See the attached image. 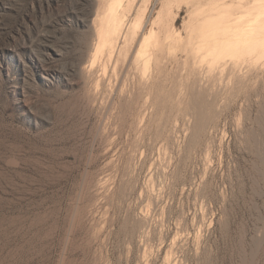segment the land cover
Listing matches in <instances>:
<instances>
[{"label": "rangeland", "instance_id": "rangeland-1", "mask_svg": "<svg viewBox=\"0 0 264 264\" xmlns=\"http://www.w3.org/2000/svg\"><path fill=\"white\" fill-rule=\"evenodd\" d=\"M100 1L0 0V264H264V51L205 84L185 51L210 7L125 0L159 44L108 90L81 72Z\"/></svg>", "mask_w": 264, "mask_h": 264}, {"label": "bare ground", "instance_id": "bare-ground-1", "mask_svg": "<svg viewBox=\"0 0 264 264\" xmlns=\"http://www.w3.org/2000/svg\"><path fill=\"white\" fill-rule=\"evenodd\" d=\"M125 0H101L100 4H101V8L100 10L97 12V14L95 15V18L93 20V24L95 26L94 28V33L92 32V43L89 45L90 47V51L89 53V58H88V64L87 66H83L82 67V71L84 73V78L87 79L88 81L91 82H96L97 79L102 80V82L105 83L106 87L108 88V90H112L113 86H112V81L114 79L117 80V78H113L114 75L120 72L121 74L124 73L125 69V63L124 62V57L125 54L124 52L127 51L128 54H130L131 52V56L133 54V58H131L130 61H132L134 64H137L136 67H138V65H144L145 67H150V60L149 58H144V56H146V54L148 53L147 49L150 46L151 42L150 38H149V31H148V27L146 26V21L145 20H141L138 24H133V23H129L126 21L125 19V4H124ZM249 0H198L196 5L198 6V8H206V7H210L208 9V11L212 12L211 15H206L205 13V17H204V21L205 22H209L210 25H206L205 26V30H203V33L200 35H196L195 34V30L194 27L191 26L190 28V32H189V38L191 40V43H189V46L186 45V47L188 46V49L186 52H188V54H186V59H187V63L191 64L190 69L192 67L191 70H193L192 72L197 74L198 78H200V80L202 82H205V84H210L212 83L213 79H214V75L216 77H220L222 78V74L220 73L218 76L215 74L217 73L216 71H219L222 73H226L225 70H222L220 68L221 63L223 64L224 62H222V60H224L223 58L225 56H230L232 58H239V57H244L245 59H251L252 57H255V59L257 58V53L264 51V0H253L251 3L248 2ZM212 6V7H211ZM136 8V7H135ZM134 8V9H135ZM235 10L239 11L240 15H241V20H247L246 21V26L243 28H240L239 26V20L235 19L232 20L230 18H227L229 16H231V11ZM147 11V9H146ZM209 12V14H210ZM233 12V13H234ZM236 14V13H235ZM234 15V14H232ZM129 16V15H128ZM150 16V15H149ZM131 17V16H130ZM232 17V16H231ZM203 17H201L202 19ZM235 18V17H234ZM240 18V17H239ZM200 19V20H201ZM194 20V19H193ZM203 21V20H202ZM192 23V22H191ZM190 23V24H191ZM190 27V26H189ZM199 27V26H198ZM204 28V27H203ZM192 29V30H191ZM198 30V28H197ZM188 32V31H187ZM198 33V32H196ZM199 34V33H198ZM186 38V37H185ZM188 38V37H187ZM163 40V39H162ZM124 42V47H121V42ZM180 41V34H175L170 28H166L164 31V40L162 42V46L164 45L166 47V45H169L172 49V45L176 42L179 43ZM159 44V42H157V40L154 42H152V45L157 46ZM181 44V43H180ZM183 44V43H182ZM185 44V43H184ZM161 46V45H160ZM183 46V45H182ZM180 47V46H179ZM158 48V47H157ZM185 49V50H186ZM137 50L138 55L139 56H135L134 53ZM165 50V48H164ZM182 50V49H181ZM166 51V50H165ZM169 51V50H168ZM179 51V50H178ZM161 52V51H160ZM182 52V51H181ZM153 53V52H152ZM156 53V52H155ZM163 53V52H162ZM177 53V52H176ZM264 53V52H262ZM161 54V53H159ZM164 54V53H163ZM171 54V52H170ZM170 54H168V56L170 57ZM182 54V53H181ZM260 54V53H259ZM137 55V54H136ZM151 55V53H150ZM156 55V54H155ZM173 55V54H172ZM264 55V54H263ZM263 55L261 56V54L259 55L260 57H263ZM153 56V55H152ZM151 56V57H152ZM161 56V55H160ZM163 56V55H162ZM143 57V58H142ZM150 57V56H148ZM156 57V56H155ZM173 57V56H172ZM157 58V57H156ZM159 58V57H158ZM164 58V57H163ZM162 58V59H163ZM231 58V59H232ZM128 59V58H126ZM125 59V60H126ZM228 59V58H227ZM240 59V58H239ZM253 58V60H255ZM260 58H258L257 60H259ZM129 60V59H128ZM156 60V62L158 61V59H154ZM230 60V59H229ZM233 60V59H232ZM235 60V59H234ZM235 60V62H236ZM252 60V61H253ZM128 61V62H130ZM161 60H159L160 62ZM164 61V60H163ZM178 61V60H177ZM184 61V60H183ZM227 61V60H225ZM243 61V60H242ZM249 61V60H247ZM246 61V64H247ZM126 60V64H130L128 63ZM166 62V61H165ZM180 62V61H179ZM185 62V61H184ZM192 62V63H191ZM231 62V61H230ZM122 63V64H121ZM155 63V62H154ZM164 63V62H163ZM182 63V62H181ZM226 63V62H225ZM233 63V62H232ZM250 62H248V65ZM253 63V62H252ZM185 64V63H183ZM182 64V65H183ZM244 64V63H243ZM255 64V63H254ZM163 65V64H162ZM187 65V64H186ZM226 65V64H225ZM224 65V66H225ZM230 65V64H229ZM227 65V66H229ZM256 65V64H255ZM152 66V65H151ZM155 66V64H154ZM167 66V65H166ZM184 67H186L185 65H183ZM188 66V65H187ZM233 66V65H232ZM231 66V67H232ZM112 67V68H111ZM130 67V66H129ZM135 67V65L133 66ZM135 67V68H136ZM157 66H155L156 68ZM183 67V68H184ZM234 67V66H233ZM232 67V68H233ZM237 67V65H236ZM247 67V65H246ZM244 67V68H246ZM251 67V66H250ZM253 67V66H252ZM251 67V68H252ZM141 68V67H140ZM139 68V70H140ZM152 68V67H151ZM150 68V69H151ZM188 68V67H187ZM239 68V67H238ZM130 69V68H128ZM132 69V68H131ZM134 69V68H133ZM221 69V71H220ZM229 69V68H228ZM155 70V69H154ZM181 70V69H179ZM232 70V69H231ZM234 70V68H233ZM249 70V68H248ZM133 71V70H132ZM148 71V69H147ZM158 71V70H157ZM160 71V70H159ZM184 71V70H183ZM195 71V72H194ZM252 71V70H251ZM128 72V71H127ZM136 72V71H135ZM134 72V73H135ZM142 72V71H141ZM140 72V73H141ZM151 72V71H150ZM155 72V71H154ZM162 72V71H161ZM160 72V73H161ZM192 72L190 75H192ZM218 72V73H219ZM233 71H230V73ZM131 73V72H129ZM138 73V72H137ZM149 73V72H148ZM152 73V72H151ZM150 73V74H151ZM190 73V70L189 72ZM250 73V71H249ZM128 74V73H127ZM149 74V75H150ZM233 74V73H232ZM245 74V73H242ZM83 75V74H82ZM134 75H137L136 73ZM133 75V76H134ZM161 75V74H160ZM159 75V76H160ZM118 77L120 76L119 74L117 75ZM124 76V75H123ZM126 76V75H125ZM132 76V75H131ZM130 76V79H131ZM196 76V77H197ZM227 76V75H225ZM137 77V76H136ZM142 77V76H141ZM140 77V79H141ZM144 77V76H143ZM149 77V76H148ZM152 77V74H151ZM150 77V78H151ZM168 77V76H167ZM215 77V79H216ZM237 77V76H236ZM129 78V77H128ZM127 78V79H128ZM135 78V77H132ZM153 78V77H152ZM190 78V77H189ZM231 78V76H230ZM233 78V77H232ZM231 78V79H232ZM126 79V80H127ZM128 79V80H130ZM139 79V78H138ZM139 79V80H140ZM145 79V77H144ZM149 79V78H148ZM195 79V77H194ZM193 79V80H194ZM240 79V78H239ZM84 80V79H83ZM115 80V81H116ZM125 80V81H126ZM127 80V81H128ZM143 80V79H142ZM147 80V79H146ZM154 80V79H153ZM162 80V79H160ZM179 80V79H178ZM183 80V79H182ZM186 80V79H185ZM184 80V81H185ZM188 80V79H187ZM218 80V79H216ZM120 83V79L118 80ZM124 81V82H125ZM144 81V80H143ZM142 81V82H143ZM180 81V80H179ZM196 81H198V79H196ZM222 80L220 79V82ZM99 81L97 80V83ZM101 82V81H100ZM161 82V81H160ZM164 82V81H163ZM187 82V81H186ZM185 82V84H186ZM194 82V81H193ZM219 82V81H218ZM215 82V83H218ZM93 84L91 87V93L92 96H94V94L97 92V87L98 84ZM139 83V82H138ZM149 83V82H148ZM200 83V82H199ZM88 84V82H87ZM118 84V83H117ZM144 85V82L141 83V85ZM153 84V83H152ZM200 83V87H201ZM203 84V86L205 85ZM89 85V84H88ZM91 85V84H90ZM104 85V84H103ZM102 85V86H103ZM116 85V83H115ZM126 85V84H125ZM147 85V84H146ZM119 86V85H118ZM151 86V85H150ZM195 86V85H194ZM125 87V86H124ZM143 87V86H142ZM141 87V88H142ZM147 87V86H146ZM159 87V86H158ZM179 87V86H178ZM192 87V86H191ZM196 87V86H195ZM207 87V86H205ZM203 87V88H205ZM211 87V86H210ZM100 88V87H99ZM140 88V86L138 87ZM140 88V89H141ZM145 88V87H144ZM143 88V89H144ZM150 88V87H149ZM194 88V87H193ZM198 88V87H196ZM103 89V87H102ZM122 89V88H121ZM125 89V88H124ZM123 89V90H124ZM155 89V88H154ZM159 89V88H158ZM201 89V88H200ZM206 89V88H205ZM204 89V90H205ZM213 89V87H212ZM215 89V88H214ZM216 89H220V87H216ZM215 89V90H216ZM107 90V92H108ZM117 90V88L115 89ZM146 90V88L144 89ZM143 90V91H144ZM157 90V89H156ZM199 88L197 90H195V92L197 91V93ZM203 90V89H202ZM202 90L199 92L201 93ZM217 90V91H218ZM100 91V90H99ZM103 91V90H102ZM155 91V90H154ZM211 92L214 90H210ZM89 92V93H90ZM110 92V91H109ZM113 93V91H111ZM115 92V91H114ZM123 92V91H122ZM121 92V93H122ZM141 92V91H140ZM215 92V91H214ZM98 93V92H97ZM96 93V94H97ZM101 93V92H100ZM104 93V92H103ZM111 93V96H112ZM126 93V92H124ZM205 93V92H204ZM120 94V91H119ZM157 94V93H156ZM106 95V94H105ZM108 95V94H107ZM211 95V94H210ZM90 96V94H89ZM110 96V95H109ZM108 96V97H109ZM114 96V95H113ZM112 96V97H113ZM123 96V93H122ZM197 96V94H196ZM91 97V96H90ZM107 97V96H105ZM107 97V98H108ZM195 97V96H194ZM110 98V97H109ZM148 98V97H147ZM198 98V96H197ZM91 99V98H90ZM106 99V98H105ZM105 99L103 100V103H105ZM95 102V101H94ZM109 102V101H108ZM147 102V101H146ZM107 104V103H106ZM113 104V103H111ZM146 104V103H145ZM104 105V104H103ZM103 107V106H102ZM108 107H110L108 105ZM112 107V106H111ZM110 107V108H111ZM106 108V107H105ZM163 163V162H162ZM164 164V163H163ZM161 165V164H159ZM165 166V165H164ZM163 169V168H162ZM107 178V177H106ZM104 180H101L102 184H103ZM106 181V180H105ZM98 185H100L98 183ZM101 186V185H100ZM97 188V186H96ZM99 188V187H98ZM95 189V188H94ZM153 190V189H152ZM150 192V191H149ZM152 192V191H151ZM154 192V191H153ZM152 192V193H153ZM151 193V194H152ZM159 193V192H158ZM156 194V193H154ZM153 195V194H152ZM156 195H154L155 197ZM158 198V197H157ZM153 199V198H152ZM155 199V198H154ZM155 202H158L155 200ZM152 204V201H151ZM147 206V205H146ZM145 206V207H146ZM152 206V205H151ZM149 207V206H148ZM144 209V208H143ZM146 210V209H145ZM144 210V211H145ZM143 213V211H141ZM145 213V212H144ZM147 216V210L146 213L143 214ZM149 215V214H148ZM142 217V218H143ZM148 218L146 217V220ZM146 222V221H145ZM148 222V220H147ZM146 222V224H147ZM148 225V224H147ZM146 225V226H147ZM179 229V228H178ZM180 233L176 234L177 236ZM183 234V233H182ZM183 236V235H182ZM182 236L179 235V237L181 238ZM179 237H175V244L172 245H181V243L183 241L180 240ZM183 238V237H182ZM181 238V239H182ZM174 243V240H173ZM198 243V242H197ZM149 244V243H148ZM164 244V243H163ZM183 244H185V241L183 242ZM182 244V245H183ZM163 246V245H162ZM179 247V246H177ZM181 247V246H180ZM184 247V246H183ZM197 247V246H196ZM146 249V248H145ZM175 249V248H174ZM178 249V248H177ZM182 249V248H181ZM178 249V250H181ZM196 249V248H195ZM147 251V250H146ZM145 251V253H146ZM168 251V250H167ZM166 254L167 256L164 257L165 261L163 262V264H178V258L176 260V256L175 253H177L178 251H173V249H171L170 252ZM153 252V251H152ZM182 253V250L180 251ZM178 254V253H177ZM148 255V254H147ZM179 255V254H178ZM149 256V255H148ZM146 258V257H145ZM142 259V258H141ZM145 261V260H144ZM143 261V262H144ZM144 264V263H143ZM181 264V263H179Z\"/></svg>", "mask_w": 264, "mask_h": 264}]
</instances>
